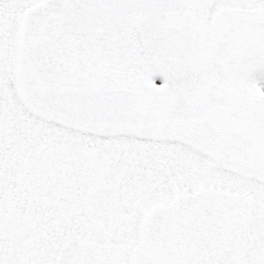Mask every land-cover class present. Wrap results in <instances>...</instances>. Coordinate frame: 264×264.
Masks as SVG:
<instances>
[{
	"label": "snow or ice",
	"instance_id": "1",
	"mask_svg": "<svg viewBox=\"0 0 264 264\" xmlns=\"http://www.w3.org/2000/svg\"><path fill=\"white\" fill-rule=\"evenodd\" d=\"M0 264H264V0H0Z\"/></svg>",
	"mask_w": 264,
	"mask_h": 264
}]
</instances>
